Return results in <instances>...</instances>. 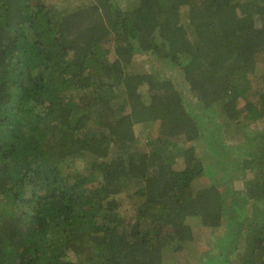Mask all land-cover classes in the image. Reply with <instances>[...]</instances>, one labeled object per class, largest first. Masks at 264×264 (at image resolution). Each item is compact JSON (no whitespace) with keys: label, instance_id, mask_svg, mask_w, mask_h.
Segmentation results:
<instances>
[{"label":"trees","instance_id":"obj_1","mask_svg":"<svg viewBox=\"0 0 264 264\" xmlns=\"http://www.w3.org/2000/svg\"><path fill=\"white\" fill-rule=\"evenodd\" d=\"M259 59L264 0H0V264H165L194 217L223 226L205 264H264ZM152 121L142 143L134 124ZM200 139L247 174L233 216L216 184L194 186L215 171Z\"/></svg>","mask_w":264,"mask_h":264},{"label":"rangeland","instance_id":"obj_2","mask_svg":"<svg viewBox=\"0 0 264 264\" xmlns=\"http://www.w3.org/2000/svg\"><path fill=\"white\" fill-rule=\"evenodd\" d=\"M48 1L60 6L65 0ZM233 42H236V39H233ZM263 63V60H258V69L263 67ZM134 64L137 68L157 70L165 75H169L171 71H178L176 67L169 65L168 61L158 60L153 57L142 55L141 53L135 54ZM174 80L182 81V78L177 74L174 75ZM197 112H199V109H197ZM158 126V121L140 122L134 124V132L137 138H139V140L143 143L149 136L155 135L158 130ZM208 135L213 138L212 134ZM239 138L238 134H236L228 139L227 143L236 145L238 144ZM195 144L197 145L196 154L202 158L205 164H209L215 169L212 173L206 171L202 176L196 179L194 181L195 188L208 184H216L226 196V215L233 216L238 213V211L234 209V205H238L240 202L239 198L242 195L241 190L243 188L242 182L246 180L247 174H244L242 170L238 169L232 161H224V158H220L217 155L215 156L214 153H211L212 151L209 147H207L205 141L200 139L197 140ZM84 161L85 160L83 158H75L73 165L83 171ZM181 161V159H178L175 167H179L181 165ZM217 161H220V163H217ZM134 188L135 187H130L129 190L124 189L117 195V198L123 203L120 211L127 217L134 215L133 201L128 196ZM244 207L246 213L251 209L249 203H246ZM189 223L195 232V239L183 243V249L180 252L178 251L175 253L171 248H166L164 250L166 259L165 264H205L203 258L205 257L206 252L213 247V239H216L219 235L223 234V226H219L217 228H205L200 224L198 218L196 217L191 218Z\"/></svg>","mask_w":264,"mask_h":264}]
</instances>
